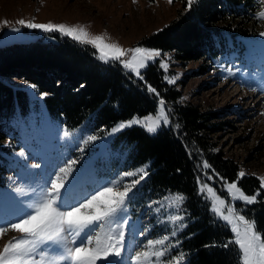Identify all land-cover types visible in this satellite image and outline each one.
I'll use <instances>...</instances> for the list:
<instances>
[{
    "label": "trees",
    "instance_id": "obj_1",
    "mask_svg": "<svg viewBox=\"0 0 264 264\" xmlns=\"http://www.w3.org/2000/svg\"><path fill=\"white\" fill-rule=\"evenodd\" d=\"M185 7L184 0L173 20L141 43L171 53L181 63L201 60L206 67L200 70L206 71L235 52L243 53L246 43L264 40L260 35L264 25L254 15L257 0H198L191 10L185 11ZM164 75L157 60L148 65L144 79L137 80L117 64L99 62L90 47L66 39L0 46V186L10 172L6 155L18 148L12 142L16 139L9 136L10 120L16 114L24 118L36 108L27 91L8 80L21 79L34 84L37 95L46 93L43 108L63 129L87 123L95 135L119 121L154 113L157 100L147 92L146 81L166 101L170 124L151 135L139 126L125 128L113 137L110 148L124 152L131 167L147 166L148 175L139 188L148 199L162 198L169 192L186 197V227L177 235L180 246L173 254L183 251L185 264H237L235 251L220 246L231 233L207 211L196 184L205 171L229 182L236 179L240 165L211 141V134L230 121H214L220 111L183 102L181 91L167 84ZM204 161L210 169L198 167ZM209 183L220 186L218 180ZM239 186L249 195L261 191L258 203L237 207L255 219L258 230L264 233V190L259 189L258 177L246 174Z\"/></svg>",
    "mask_w": 264,
    "mask_h": 264
},
{
    "label": "rangeland",
    "instance_id": "obj_2",
    "mask_svg": "<svg viewBox=\"0 0 264 264\" xmlns=\"http://www.w3.org/2000/svg\"><path fill=\"white\" fill-rule=\"evenodd\" d=\"M183 1L173 0L170 5L166 0H137L135 4L132 0H0V21L7 20L12 26H16L15 21L21 18L36 23L85 25L91 33H106L112 41L125 48L143 46L157 49L144 45L142 40L173 20ZM38 39L46 42L70 40L58 33L25 28L14 33L11 27L0 28V46ZM245 47L243 53L235 52L222 63H213L206 71L200 70L203 65L206 67L201 60L181 63L171 53L165 52L170 57L167 75L179 77L174 85L181 91L183 102L194 103L202 110L220 111L214 121H230L229 125L211 134L212 143L216 149L236 161L240 171L260 177L264 176V40L246 43ZM146 68L142 70V75ZM228 68H232L235 74L229 75L226 71ZM8 81L24 88L36 108L24 118L16 114L10 120L12 129L9 136L16 139L12 142L18 148L6 155L10 172L0 186V215L10 216L16 211L11 199L16 195L12 191L14 187L39 188L70 159H77L78 163L69 178V200L125 171L140 168L131 167L125 161L124 152L110 148V142L118 132L109 133L123 121L96 135L98 139L81 152L83 139L87 135H95L90 133L87 123L72 130L63 129L47 116L43 98L27 87L25 81ZM253 88L256 90L252 91ZM65 131L70 133L68 137L64 136ZM21 151L25 153L24 157L18 155ZM34 163L41 167L32 168ZM139 186L133 190L127 212L130 222L127 242L132 246L143 239L137 235L133 240L132 232L135 230L149 229V238L171 230L170 225L158 223L159 214L154 211L156 206L149 207L153 201L161 198L148 199L150 197H145V192ZM13 235L9 233L0 238V247Z\"/></svg>",
    "mask_w": 264,
    "mask_h": 264
},
{
    "label": "snow or ice",
    "instance_id": "obj_3",
    "mask_svg": "<svg viewBox=\"0 0 264 264\" xmlns=\"http://www.w3.org/2000/svg\"><path fill=\"white\" fill-rule=\"evenodd\" d=\"M132 2L135 4L137 0ZM166 2L171 5L173 0ZM196 3L198 0H186L185 11L191 10ZM254 15L264 25V0H258ZM15 25L7 20L0 21V28L11 27L14 33H19L21 28L58 33L80 46L93 49V55L99 62L118 64L139 80L144 79L142 70L157 60L159 68L165 72L167 84L172 85L179 78L167 75L170 57L166 53L143 46L125 48L112 41L106 33H91L85 25L36 23L22 18L16 20ZM260 35L264 37V31ZM226 71L229 75L235 74L232 68ZM25 83L29 88L36 87ZM145 87L150 95L156 97L154 113L133 116L119 123L109 134L139 126L151 135L170 124V109L166 101L146 81ZM45 95L42 93L41 98ZM69 135L65 131L64 136ZM97 139L96 135H87L80 151L83 152L85 146ZM18 155L24 157L25 153L21 151ZM77 163V159L68 160L39 188L16 186L12 189L16 194L11 198L16 211L10 216L0 215V238L9 233L15 235L0 247V264H185L186 254L183 251L173 254L180 246L176 237L186 227V209L183 207L186 197L182 193L169 192L149 206H156L154 211L159 214L158 223L170 225L171 230L155 238H149L147 228L135 230L132 232L133 240L137 235L143 239L132 246L127 242L130 223L128 204L133 190L147 177V166L125 171L69 200V178ZM40 167L38 163L32 164V168ZM198 167L208 170L211 166L204 161ZM245 176L246 172L241 170L236 179L229 182L215 172L208 174L205 171L203 179L197 177V195L205 202L207 211L216 222L231 233L230 238L220 246L231 247L235 251L237 264H264V233L258 230L255 219L249 218L244 209L237 207L238 203H243L245 208L254 205L261 195V191L249 195L242 190L239 181ZM215 180L220 183L219 189L209 183ZM258 180L259 189L264 190V176L258 177Z\"/></svg>",
    "mask_w": 264,
    "mask_h": 264
}]
</instances>
